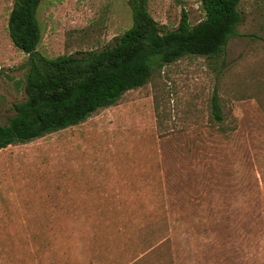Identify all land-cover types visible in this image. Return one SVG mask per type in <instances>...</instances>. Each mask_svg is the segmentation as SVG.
I'll return each mask as SVG.
<instances>
[{
  "label": "rangeland",
  "instance_id": "rangeland-1",
  "mask_svg": "<svg viewBox=\"0 0 264 264\" xmlns=\"http://www.w3.org/2000/svg\"><path fill=\"white\" fill-rule=\"evenodd\" d=\"M0 0V123L26 98L28 54ZM164 31L202 0H148ZM224 52L187 55L84 122L0 149V264H264V0ZM39 51L100 50L128 0H42ZM224 119L215 120L212 98Z\"/></svg>",
  "mask_w": 264,
  "mask_h": 264
},
{
  "label": "trees",
  "instance_id": "trees-1",
  "mask_svg": "<svg viewBox=\"0 0 264 264\" xmlns=\"http://www.w3.org/2000/svg\"><path fill=\"white\" fill-rule=\"evenodd\" d=\"M41 2L14 0L10 13L11 40L28 54L27 96L14 103L15 114L8 123H0V149L84 122L184 56L212 58L221 54L244 21L241 0H202L204 19L192 25L188 12L183 11L179 25L164 31L150 13L148 0H128L133 24L114 45L48 57L38 49ZM212 113L222 123V105L216 96Z\"/></svg>",
  "mask_w": 264,
  "mask_h": 264
}]
</instances>
